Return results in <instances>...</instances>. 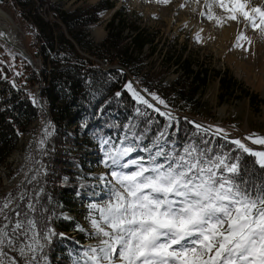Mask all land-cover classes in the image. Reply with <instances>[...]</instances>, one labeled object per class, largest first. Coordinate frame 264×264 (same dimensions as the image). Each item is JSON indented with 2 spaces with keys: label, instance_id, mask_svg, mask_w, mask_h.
<instances>
[{
  "label": "trees",
  "instance_id": "trees-1",
  "mask_svg": "<svg viewBox=\"0 0 264 264\" xmlns=\"http://www.w3.org/2000/svg\"><path fill=\"white\" fill-rule=\"evenodd\" d=\"M6 1L24 20L26 35L21 43L34 60L40 59L41 66L37 65L38 71L16 49L3 54L0 51V169L25 131L33 129L41 137L40 129L30 126L38 117H44L48 123L45 131L50 134L47 142L43 135L45 143L36 146L34 155L41 157L38 165L46 171L31 175L28 182L19 184L12 193H17L18 189L25 193L24 187H27L28 193L20 201L18 210L27 211L37 223L54 230L55 235L50 241L45 240L43 249V252L47 250L53 264H71L67 244L77 250L78 241L89 240L87 232L80 231L85 226L84 221L77 214L67 216L64 211L80 212L76 194L91 191L97 159L90 154L95 147L100 149L104 140L119 144L133 125L137 134L146 136L139 143L150 145L169 123L167 117L140 104L127 91L126 83L134 84L132 78L143 90L147 89L149 96L155 94L165 102L160 104L155 100L160 105L210 119L215 115L200 95L212 80H219L220 103L247 99L253 114H258L264 104L260 92L239 80L229 66L221 69L201 64L192 56H185L184 49L159 55L164 69L147 68L144 61L154 57L157 50L153 43L156 33L129 22L122 10H116L107 22L106 38L95 43L89 35V26L101 19L102 11L115 5L112 0H99L91 6L72 10L63 8L55 0ZM43 8H48L54 18L46 19L40 11ZM146 47L148 51L144 52ZM115 64L124 68L110 67ZM167 68L178 72L172 82L165 80ZM36 83L40 87H36ZM38 92L51 110L49 116L37 98ZM142 96L164 112L150 97ZM136 109L147 115L138 114ZM175 118L178 123L172 122L167 140L177 147L189 138L198 142L204 135L194 136L196 129L190 122L210 125L185 115L178 114ZM229 133L230 139L236 138L234 132ZM209 138L217 144L224 143L218 137H211V133ZM171 147L169 143L167 150ZM228 147L234 146L229 144ZM29 202L36 205L35 212L27 209ZM51 214L54 218L49 222L47 218Z\"/></svg>",
  "mask_w": 264,
  "mask_h": 264
},
{
  "label": "snow or ice",
  "instance_id": "snow-or-ice-1",
  "mask_svg": "<svg viewBox=\"0 0 264 264\" xmlns=\"http://www.w3.org/2000/svg\"><path fill=\"white\" fill-rule=\"evenodd\" d=\"M158 2L168 4L170 0ZM214 5L222 10L220 16L212 12ZM205 6L208 12L201 15L207 19L220 25L244 23L264 38V4L205 0ZM196 38L200 41L199 33ZM242 40L252 43L241 32L236 48H244ZM126 89L169 123L144 147L136 142L146 136L137 134L133 125L119 146L105 151L103 164L110 172L97 178L103 199L89 204L88 215L90 235L97 242L74 264H264V150L245 143L264 145V136L253 133L230 139L223 128L193 121V135H204L198 142L189 138L177 147L167 140L176 118L161 112L131 83ZM209 133L224 143H215ZM169 143L172 147L167 150ZM137 150L147 155L129 158ZM19 199H24V193ZM14 203L11 193L0 201V264H41V259L47 264L46 255L38 259L45 245L40 242L36 220L18 210L20 204L13 207ZM26 207L36 211L34 203ZM53 235L54 230L48 228L43 239L50 241Z\"/></svg>",
  "mask_w": 264,
  "mask_h": 264
},
{
  "label": "rangeland",
  "instance_id": "rangeland-1",
  "mask_svg": "<svg viewBox=\"0 0 264 264\" xmlns=\"http://www.w3.org/2000/svg\"><path fill=\"white\" fill-rule=\"evenodd\" d=\"M63 8L72 10L78 6H91L97 3L99 0H55ZM115 5L107 10L101 12V19L89 26V35L92 40L96 42L103 41L107 36V22L116 12V10H122L123 15L126 16L129 22L146 26L150 30H154L156 33L154 44L157 45V50L154 57L147 58L144 62L147 63V68H156L157 71L164 69L160 62L159 55L162 56L165 52L171 50L172 52H179L184 49L183 54L192 56L195 60L201 64L209 65L215 68L230 67L233 74L245 84L250 86L252 89L259 91L261 96L264 97V38L258 31L252 28H246L244 23H237L235 21H227L222 25L217 24L216 20H209L205 15L201 13H207L208 9L205 6V0H200L196 3L195 0H170L168 4L159 3L158 0H112ZM184 4V5H183ZM264 4V0H252L253 6ZM181 5V6H180ZM2 9L7 12L13 19V23L17 32V41L21 43L26 35V25L24 20L19 16L15 8L8 3V1L0 2ZM40 9L41 13L46 19H53L54 17L47 10L48 8ZM46 10V11H45ZM212 12L217 16L222 14V10L215 5L212 8ZM103 28L106 31L103 37H99L97 29ZM128 30V29H127ZM127 30L125 33H127ZM249 37L252 43L249 45L247 41H240L244 45V48H248L245 51L244 48H236L235 44L240 33ZM197 33L200 34V41L197 40ZM22 44V43H21ZM23 45V44H22ZM14 47L8 43L3 42L0 39V51L11 52ZM148 51V47L144 48V52ZM1 54V53H0ZM36 68L37 65L41 66L40 59L35 60ZM196 67L197 64H194ZM40 70V68H39ZM38 70V71H39ZM165 80L172 82L178 75V72L172 70H165ZM40 83V82H39ZM130 83L127 82L126 85ZM132 84V83H131ZM39 84H35L38 86ZM133 87L140 92L139 85L132 84ZM218 89L219 80L210 81L204 91L201 93L202 101L208 103L211 107V111L214 113V118L210 119L206 116L198 115H186L192 117L195 120L203 123H209L210 125L220 128H226V132H234L236 138H242L253 133L264 136V104L261 105V111L258 114H253L250 108L249 100L247 99H236L232 103H220L218 101ZM141 95H144L140 92ZM155 103H157L151 96H149ZM167 112H172L169 110ZM185 112V111H183ZM188 113V112H185ZM47 122L44 121V117L40 116L35 119L30 128H38L42 132V127H47ZM42 125V126H41ZM39 131V132H40ZM49 131V128H48ZM43 133V132H42ZM41 133V137L33 129L25 131L17 144L15 150L8 156L6 163L1 166L0 169V199L1 201L8 196L9 193L15 198V204L18 201V194L21 190L18 189L17 193L13 194L12 190L17 188L19 184H24L25 181H29V175L34 177L37 172H45L46 169H35L38 161L37 155H34L36 146L41 142L44 145L45 135ZM50 134V133H49ZM231 135V133H229ZM44 135V136H43ZM136 142V141H133ZM247 142L249 147L258 150H264V145H253L251 141ZM139 143V142H136ZM141 147L142 145L140 143ZM110 146H119V144H102L99 149L95 147L92 157H96L97 164L92 171L91 191H86L84 195L81 191L76 194L78 200V208L80 212L76 213L71 210L64 211L67 216H73L77 214L79 218L84 221V229L87 232L89 239L83 245L84 247H78L71 249L67 244L70 257L72 258L71 264L78 259L80 254L89 246L94 245L97 241L93 238L90 233L91 229L88 215H89V204L92 202H99L103 199L101 193L100 181L97 179L102 174L110 172V169L105 168L103 159L105 151ZM155 150V149H153ZM138 155L146 156L147 153L137 150L131 157L134 158ZM89 156V155H88ZM35 169V170H34ZM37 174V175H38ZM110 178V177H109ZM84 192V191H83ZM99 194V195H98ZM26 195H24V198ZM20 200V199H19ZM44 210L42 209V212ZM54 215L48 216L47 221L51 222ZM51 228L46 226L44 223H37V230L41 235V243L44 244V234L47 229ZM67 235V233H63ZM71 249V250H70ZM14 254V253H10ZM47 257V264H53L51 262L50 255L42 252L38 259L45 256ZM57 258H59L57 256ZM65 264H68L64 262ZM41 264L44 261L41 259ZM56 264V263H54ZM57 264H63L62 262Z\"/></svg>",
  "mask_w": 264,
  "mask_h": 264
},
{
  "label": "bare ground",
  "instance_id": "bare-ground-1",
  "mask_svg": "<svg viewBox=\"0 0 264 264\" xmlns=\"http://www.w3.org/2000/svg\"><path fill=\"white\" fill-rule=\"evenodd\" d=\"M0 26L3 27V29H0V33H3V35H0V39L3 42L8 43V41H12L14 37L17 39V32L13 23V19L7 12H5L2 9L1 6H0ZM97 31L99 37H103L106 33V31H104L103 28H99L97 29Z\"/></svg>",
  "mask_w": 264,
  "mask_h": 264
},
{
  "label": "water",
  "instance_id": "water-1",
  "mask_svg": "<svg viewBox=\"0 0 264 264\" xmlns=\"http://www.w3.org/2000/svg\"><path fill=\"white\" fill-rule=\"evenodd\" d=\"M4 0H0V2H3ZM0 29H3V27L2 26H0ZM8 43L12 46V47H14L16 50H18V51H20L26 58H28L31 62H32V64L36 67V62H35V60H34V58L32 57V55H31V53L20 43V42H18L17 41V39L14 37L13 39H12V41H8ZM114 67H122L121 65H114ZM37 70H39V68H37ZM135 83V85L136 86H138V84L136 83V82H134ZM140 92L142 93V94H144V95H147V93L144 91V90H142L141 88H140ZM37 98H38V100H40L41 101V105L45 108V110L47 111V116H49V114L51 113V110H50V108L49 107H47L45 104H44V102L42 101V97H41V92H38V94H37ZM42 131H43V133H44V135H45V137H46V139H48V137H49V135L47 134V132L45 131V129L43 128L42 129ZM26 192H27V189H26Z\"/></svg>",
  "mask_w": 264,
  "mask_h": 264
}]
</instances>
